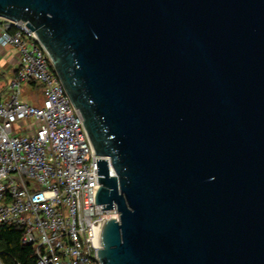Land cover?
Wrapping results in <instances>:
<instances>
[{
  "label": "water",
  "instance_id": "water-1",
  "mask_svg": "<svg viewBox=\"0 0 264 264\" xmlns=\"http://www.w3.org/2000/svg\"><path fill=\"white\" fill-rule=\"evenodd\" d=\"M97 157L101 264H264V0H0Z\"/></svg>",
  "mask_w": 264,
  "mask_h": 264
},
{
  "label": "built area",
  "instance_id": "built-area-1",
  "mask_svg": "<svg viewBox=\"0 0 264 264\" xmlns=\"http://www.w3.org/2000/svg\"><path fill=\"white\" fill-rule=\"evenodd\" d=\"M0 46L17 50L6 88L11 97L0 99V228L23 229L22 242L34 247L37 264H101V226L120 216L116 207L96 203L101 158L83 118L24 23L0 18ZM38 85L41 104L34 95L22 98L25 86ZM19 129L28 135L19 136Z\"/></svg>",
  "mask_w": 264,
  "mask_h": 264
},
{
  "label": "trees",
  "instance_id": "trees-1",
  "mask_svg": "<svg viewBox=\"0 0 264 264\" xmlns=\"http://www.w3.org/2000/svg\"><path fill=\"white\" fill-rule=\"evenodd\" d=\"M23 234V229L16 226L0 228V262L2 264H37L34 247L23 244Z\"/></svg>",
  "mask_w": 264,
  "mask_h": 264
},
{
  "label": "rangeland",
  "instance_id": "rangeland-1",
  "mask_svg": "<svg viewBox=\"0 0 264 264\" xmlns=\"http://www.w3.org/2000/svg\"><path fill=\"white\" fill-rule=\"evenodd\" d=\"M6 51V54L4 55V58L6 59V57H12L15 56L17 54V50L13 47H7L4 48ZM1 59L2 56L0 55V99H2L3 101H6L7 99H9L11 97V92L7 91V84L9 79L12 77V72L14 67L10 64V60L9 62H7L5 65L2 63L1 64ZM7 60V59H6ZM34 95L38 98L39 100V104H41L43 102V93H42V89L41 87L38 85L36 87H34V89H32V87H28L25 86L24 90L22 91V98L24 100H28L30 101L29 98H31V96ZM34 123V119L29 120V122H25V126L27 124H32ZM17 134H19V136H27V132L25 130H21L19 129L18 131H16Z\"/></svg>",
  "mask_w": 264,
  "mask_h": 264
},
{
  "label": "crops",
  "instance_id": "crops-1",
  "mask_svg": "<svg viewBox=\"0 0 264 264\" xmlns=\"http://www.w3.org/2000/svg\"><path fill=\"white\" fill-rule=\"evenodd\" d=\"M6 54V51H5V49L4 48H2L1 46H0V55L2 56V58L3 59H1V64L3 63L4 65L7 63V62H9V60H10V64L14 67V69L16 68V64H17V60L15 59V56H10V57H6V59L4 58V55ZM13 69V70H14Z\"/></svg>",
  "mask_w": 264,
  "mask_h": 264
}]
</instances>
